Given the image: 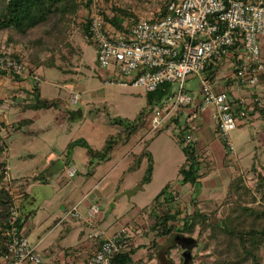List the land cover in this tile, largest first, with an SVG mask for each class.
Masks as SVG:
<instances>
[{
	"label": "rangeland",
	"instance_id": "374dc122",
	"mask_svg": "<svg viewBox=\"0 0 264 264\" xmlns=\"http://www.w3.org/2000/svg\"><path fill=\"white\" fill-rule=\"evenodd\" d=\"M163 1L97 0L100 9L108 14H110V4L116 3L120 7H129L140 20L155 18L154 14L158 12ZM5 2L6 0H0V9ZM88 2L91 3L92 0ZM86 14L88 10L83 7L79 9L75 23L70 24L67 32V45H58L53 52L39 53L40 62L53 61V65L49 66L31 65L26 48L27 40L41 35L45 25L34 28L26 37L16 35L12 29L0 31V56H19L24 65V74L18 75L17 78L12 74H0V136L3 140L0 160L6 161L4 184L10 187L16 197L13 206L15 204L18 206L24 197L18 188L21 184H25L20 178L44 172L45 181L53 187L54 196L40 203L35 216H29V224L38 226L44 225L51 217L53 219L63 217L65 206L71 207V203L80 200L88 189H92L97 184L99 188L96 190L93 188L91 192L96 193V198L92 199V202L97 203L101 208L99 218L103 224L111 223L119 227L123 219L133 214L134 219L126 222L122 227L128 229L132 245L139 249L136 256L141 254L140 257H143L146 250L144 245H147L154 235L149 227L151 220L146 215L152 209L156 195L166 184H169L170 194L174 195L173 202L168 204V208L173 212L179 211V219L193 209L190 196L188 193L185 194L186 191L181 194L180 191L172 190L181 184L178 168L185 161L182 147L176 137L179 129L162 128L163 130L156 134L148 129L146 118L144 128L135 133L129 141L122 142L115 148L109 160L98 165L89 163L88 148L99 149L107 136L120 129V126L113 122L114 119H133L143 108H146L148 92L105 83L106 80L115 78L100 68L95 46L80 30ZM9 35L14 41H8ZM263 40L264 37L261 38L262 45L260 44L262 59L264 58ZM227 71L226 68H221L218 77H222ZM189 78L185 86L189 89H197L199 84L196 77ZM33 85L41 86L40 99L49 102L57 99L62 106L60 104L35 107L36 99L30 95ZM70 90L79 95L76 104H69ZM16 94L22 96L23 105H16ZM156 107L157 105H154L150 112ZM25 119L31 121L23 123L17 130L15 128L17 122ZM184 131L185 128L182 129V133ZM229 138L235 155L229 153L228 157L232 162L233 159L239 158L237 164L244 173L246 183L252 187L256 173L264 175V121H256L252 126L237 127L230 132ZM77 140L86 141L88 146H69ZM145 143L153 158V171L151 180L142 184L141 179L147 167L146 160L131 172L126 168L133 154L143 150ZM57 160H61L65 167L74 168L76 174L71 178L67 177L64 170L58 168ZM215 167L216 171L220 168L218 164ZM220 170L223 168L221 167ZM230 170L231 174L223 177L222 184L211 183L210 181L215 177V173H211L209 178L202 180L201 184L197 183L192 188L187 187L200 203L203 200L219 199L226 193L230 175L242 172L234 163L231 164ZM74 186L77 189L70 194ZM23 187L31 193V187L27 189L26 184ZM38 198L37 192V195L31 196L24 205L35 207L39 203ZM82 206L79 207L80 211ZM200 206L204 207L202 203ZM257 225L262 224L259 221ZM192 237L196 238L197 246L192 249L190 264H212L216 256L211 254L207 237L198 236V231ZM76 242L77 238L73 234L66 240L67 244ZM181 252L180 246L171 252L174 264H183ZM38 254L43 255V252L39 251Z\"/></svg>",
	"mask_w": 264,
	"mask_h": 264
},
{
	"label": "built area",
	"instance_id": "2783aa9c",
	"mask_svg": "<svg viewBox=\"0 0 264 264\" xmlns=\"http://www.w3.org/2000/svg\"><path fill=\"white\" fill-rule=\"evenodd\" d=\"M86 10L85 19L89 23L85 37L96 48L100 68L115 78L106 80V84L145 92L155 91L166 83L173 84V93L147 117L150 131L176 128L170 118L179 112L187 111L188 119L192 120L197 110L211 107L218 136L227 152L234 154L229 138L239 122L234 112L241 117L247 115L245 109H235L234 100L240 106L251 100L242 96L233 99L227 92L216 89L205 70L209 65L226 64L238 86H259V77L264 72L260 56L264 0H169L162 16L139 20L125 31L104 21L97 0H92ZM0 68L19 76L24 74L23 64L11 56H0ZM190 76H195L199 84L197 101L185 86ZM78 99L77 92L70 93L71 104H76ZM252 101L263 103L258 95ZM183 128V144H193L195 126L189 122ZM64 173L71 178L76 170L65 167ZM99 213L97 203L88 206L86 215L73 205L65 212L64 219L90 222ZM17 216L15 204L11 207L10 222ZM88 238L97 240V249L86 264H115V257L132 244L126 227L111 234L98 230L88 234ZM0 264H42V258L28 239L13 229Z\"/></svg>",
	"mask_w": 264,
	"mask_h": 264
},
{
	"label": "trees",
	"instance_id": "16d2710c",
	"mask_svg": "<svg viewBox=\"0 0 264 264\" xmlns=\"http://www.w3.org/2000/svg\"><path fill=\"white\" fill-rule=\"evenodd\" d=\"M168 1L164 0L161 3L158 12L154 14L155 18L164 14ZM89 6L90 2L88 0L86 2H81L80 0H6L0 9V31L12 29L16 35L26 37L34 28L45 25L41 35L26 42L28 44L26 47L28 60L34 66L53 65V61L47 62V60H44L40 62L39 53L45 51L53 52L58 45H67V32L70 24L75 23V18L80 8L86 9ZM109 10L110 14L102 11L103 19L106 23L119 30L125 31L140 20L126 6L120 7L116 3H112L109 6ZM88 23V19H84L80 25V30L84 36L88 33ZM8 41H14V38L9 35ZM12 57L22 63L19 56L14 55ZM217 69L218 66L212 67V65H209L205 73H207L209 78L213 79ZM31 71H29L30 74ZM0 74H12L16 78L18 77V74L7 72L1 68ZM225 80L229 82L230 78H225ZM260 80L261 76L259 77ZM173 88L172 83H166L159 86L155 91L146 93L147 107L143 108L135 118L114 119L113 122L119 125L120 129L114 134L107 136L99 149L88 148L89 163L98 165L109 160L115 148L122 142L129 141L135 133L144 128L150 109L171 95ZM30 93L36 99L35 107L58 106L60 104L62 106V103H59L57 99L51 102L43 98L40 99L41 95L38 85H33ZM255 95V92H251L249 94L251 101L244 104V106L237 105V100H234L235 109L243 108L247 111L245 117L236 114L237 111L234 112L235 117L239 121L238 127L252 123L255 120L264 121V103L253 102L252 99ZM181 116L182 112H179L170 118L171 123H174L175 127L179 129L176 137L185 156V161L178 168V176L180 177L181 185L194 187L207 172L201 171L194 144H183ZM30 121V119L18 121L15 128L18 130L23 123ZM162 130L159 129L155 132L159 134ZM2 141L0 136V152L3 151ZM69 146L87 147L88 144L86 141L77 140L70 143ZM143 160H146L147 167L145 175L141 179L142 184L151 180L153 171V158L147 150V143H145L143 150L133 154V158L127 165L126 170L131 172L139 168ZM5 166L6 161L0 160V261L10 239L11 231L13 229L18 231L23 224L19 212L16 220L13 223L10 222V209L16 201V197L10 187H6L4 184L6 177L4 173ZM20 180L25 181L27 186L34 182L46 183L44 172L22 177ZM25 184H21L18 188L19 192L23 193V199L28 195V192L23 187ZM168 189L169 184H166L159 191L153 206H151L152 209L146 215L151 220L149 227L154 232V235L149 243L144 245L146 249L144 256L135 257L139 249L131 244L115 257V264H174L171 252L178 248L174 242L175 236L179 233L192 236L196 231H198V236L202 237L204 235L209 241L211 254L216 256L212 264H264L263 174L257 172L253 186L249 187L244 173H234L227 183L225 195L219 199L203 200L201 203L204 207L200 206V200L198 201L194 195H191L190 202L193 209L191 212L185 213L180 219L179 211L173 212L168 208V204L173 202L174 198V195L170 194ZM259 221L262 224L261 226L257 225ZM160 238L162 241H158ZM182 260L183 258H181Z\"/></svg>",
	"mask_w": 264,
	"mask_h": 264
},
{
	"label": "crops",
	"instance_id": "0c3cea01",
	"mask_svg": "<svg viewBox=\"0 0 264 264\" xmlns=\"http://www.w3.org/2000/svg\"><path fill=\"white\" fill-rule=\"evenodd\" d=\"M261 43L263 42L260 40V44ZM221 68H226L228 71L222 77L219 78L218 73ZM225 78H230V81H226ZM212 81L216 89L227 92L233 99L242 96L247 98L248 100L249 94L251 92H255L256 95L262 98L264 103V73L261 75V80L259 81L258 87L249 88L243 85L238 86L236 84V80L233 77L231 68L228 67L226 64H222L218 66L216 75L213 77ZM38 88L41 93V86H39ZM188 90L191 95L194 96V99L196 101L199 100L200 96L198 88H188ZM71 92H73V90L69 91L68 101ZM16 96V105H23L22 103H24V100H22V96L20 97V94H16ZM69 104L71 103L69 102ZM68 111H70V109ZM212 113L213 109L211 107H208L202 111L197 110L195 116L191 118L192 120H189L188 118L190 117V114H188L187 111H182V126L189 122H191L195 126V129L192 132L194 138L193 144L196 150L198 161L200 162L201 171L207 172L206 175L199 179L198 184H201L202 180L206 179L207 177L209 178V175H211V173H215V177L210 182L222 184L224 181L223 177H226L228 174H231L230 168L231 164L233 163L238 170L242 171L241 167H239L237 164L239 163L238 157L235 160L233 159V162L229 159V152H227L225 145L222 143L218 136V129L216 126V122L212 117ZM256 121L258 122L261 120H255L254 122L248 123L246 125L252 126L256 123ZM261 130L263 131V129ZM217 141L220 145L217 144ZM56 163L58 168H62L64 170L65 165L61 160H57ZM216 164H218L220 168L222 167L223 170H220V168H218V170L216 171ZM89 173L90 172H87V174ZM238 173H243V171ZM30 187L31 193L28 192L26 198H22V202H20L19 204L18 212L23 224L21 229H19L18 231L22 233L28 239V241L35 247L37 254L39 251L43 252V255L38 254L42 258V264H86L88 258L97 249V240L88 238V234L97 232L98 230H103L106 234H111L117 229H119L120 226L122 227L126 222L134 219V215L131 214L121 221L122 225H120L119 227H115L111 223L109 225L103 224V222L99 218V214L94 220L90 222L79 221L74 219H64L63 215V217H56L55 219H53V217L49 218L44 224L45 227H43L44 225L38 226L37 224V226L35 224L30 225L28 221L29 216H35L40 206V203L49 200L54 196L53 187L47 182L30 183L27 186V189ZM93 188L94 190H96L99 187H97V184H95ZM74 189H77V187L74 186L70 194H73ZM92 189H88L85 194H83L80 200L71 203V207L75 205L81 214L84 213V215H86V210L88 206L92 203H95L92 202V199L96 198V193L92 194ZM172 190H176L178 192L180 191L181 194L183 193V191H186L185 194L188 193L189 196H195L193 192L189 191L187 185L180 184L172 188ZM37 192L39 195L38 205L34 207L32 205L27 204V206H25V201H29L31 196L34 197L35 195H37ZM81 205H83L81 208L82 211L79 210V207ZM71 207L65 206L63 209L64 214ZM72 234L77 238V242L75 244H67L66 240ZM140 255H135V257H140Z\"/></svg>",
	"mask_w": 264,
	"mask_h": 264
},
{
	"label": "water",
	"instance_id": "95a60500",
	"mask_svg": "<svg viewBox=\"0 0 264 264\" xmlns=\"http://www.w3.org/2000/svg\"><path fill=\"white\" fill-rule=\"evenodd\" d=\"M174 242L180 246L182 250L181 256L183 258V264H190L192 261V249L197 246L196 238L179 233L175 236Z\"/></svg>",
	"mask_w": 264,
	"mask_h": 264
}]
</instances>
